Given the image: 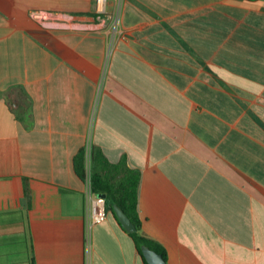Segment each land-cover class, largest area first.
I'll use <instances>...</instances> for the list:
<instances>
[{
  "label": "crops",
  "instance_id": "obj_1",
  "mask_svg": "<svg viewBox=\"0 0 264 264\" xmlns=\"http://www.w3.org/2000/svg\"><path fill=\"white\" fill-rule=\"evenodd\" d=\"M110 26L0 0V264H146L111 211L87 231L89 144L140 174L168 264H264V0H123Z\"/></svg>",
  "mask_w": 264,
  "mask_h": 264
},
{
  "label": "trees",
  "instance_id": "obj_2",
  "mask_svg": "<svg viewBox=\"0 0 264 264\" xmlns=\"http://www.w3.org/2000/svg\"><path fill=\"white\" fill-rule=\"evenodd\" d=\"M88 151H90L91 158L90 175L93 193L106 198L107 211H111L115 217L116 214L113 207L117 205L131 219L137 231L130 235L134 239L142 257L143 254L141 249L142 246L146 245L161 254L167 261L166 250L140 233L142 227L138 212L140 174L129 169L125 161L120 164L110 163L99 149L91 145L89 149L87 147L83 148L76 158L77 171L81 174L84 182L86 181L88 172ZM26 197L30 200V190L28 186L26 187ZM145 263L147 264L146 260Z\"/></svg>",
  "mask_w": 264,
  "mask_h": 264
},
{
  "label": "built area",
  "instance_id": "obj_3",
  "mask_svg": "<svg viewBox=\"0 0 264 264\" xmlns=\"http://www.w3.org/2000/svg\"><path fill=\"white\" fill-rule=\"evenodd\" d=\"M92 1L95 4L97 19L100 20L102 24H105L106 21H110L111 23V26L109 27L110 30L108 36H109L110 47H112V44L116 39L120 25V14L122 10L123 0H92ZM110 2H114V10L112 13H109L107 10V6ZM32 17L37 22L48 25L62 21L58 17H54V15L45 12H34L32 14ZM90 147L91 144L87 146L88 149ZM90 163H91L90 151H88L87 153L88 172L85 181L86 190H87V206H88V214H89V220L87 223L88 232H90V230L95 224L102 222L107 216L106 198L104 196L94 194L92 190ZM87 243H88V238H87Z\"/></svg>",
  "mask_w": 264,
  "mask_h": 264
},
{
  "label": "water",
  "instance_id": "obj_4",
  "mask_svg": "<svg viewBox=\"0 0 264 264\" xmlns=\"http://www.w3.org/2000/svg\"><path fill=\"white\" fill-rule=\"evenodd\" d=\"M113 209L123 229L130 234L135 233L137 231V228L131 221V219L125 214V212L117 205H114ZM141 250L147 264H168V262L164 259L161 254L152 250L150 247L144 245L142 246Z\"/></svg>",
  "mask_w": 264,
  "mask_h": 264
}]
</instances>
